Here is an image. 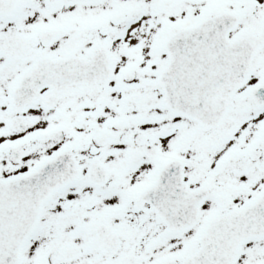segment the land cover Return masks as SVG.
Segmentation results:
<instances>
[{
	"label": "snow or ice",
	"instance_id": "obj_1",
	"mask_svg": "<svg viewBox=\"0 0 264 264\" xmlns=\"http://www.w3.org/2000/svg\"><path fill=\"white\" fill-rule=\"evenodd\" d=\"M0 264H264V0H0Z\"/></svg>",
	"mask_w": 264,
	"mask_h": 264
}]
</instances>
